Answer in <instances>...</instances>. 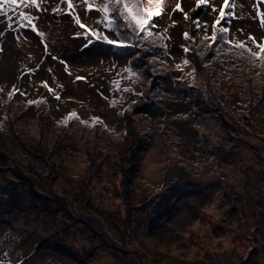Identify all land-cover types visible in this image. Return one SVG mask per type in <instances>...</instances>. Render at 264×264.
<instances>
[{"label":"rangeland","instance_id":"rangeland-1","mask_svg":"<svg viewBox=\"0 0 264 264\" xmlns=\"http://www.w3.org/2000/svg\"><path fill=\"white\" fill-rule=\"evenodd\" d=\"M101 1L91 0L97 6ZM222 1L209 0L210 6L206 10L197 9L193 13L192 9H196V0H179L181 7L190 16H199V22L202 26L201 29H195L192 26L187 29L182 14L171 12V7L177 0H166L165 15L162 19L158 18L159 23L153 29L154 32H159L167 28V36L170 37V39L161 40L168 45L167 49L162 45L157 46L158 49H154V53L159 55L163 62L166 61L167 67L169 65L172 67V71H169L161 78V88L165 100H167L164 103V109H168L169 116L182 114L185 121L181 123L176 121L180 144L173 142L168 147L167 145L162 146L159 153L161 163L151 164L155 165V168L144 167L150 170L149 174L144 169L142 170L140 183L143 186L149 187L150 184L161 183L164 179L179 183L178 186L174 185L168 194L165 195V199L173 201L168 213L165 214L166 216L156 215L154 217L152 215L148 219L149 227L145 228L144 231L147 236H141L135 240L136 243L141 244L142 241L147 246L144 249L141 248L142 260L145 257L157 256L153 260L154 263L206 264L198 260H192L189 263L183 261L182 257L185 258L184 255L194 259L198 257V252L182 253L181 248L177 249L171 242H174L180 236V232L186 233L192 227H195L192 229H196L198 232L201 231L200 228L212 231L216 228V223L218 222L224 224L220 227L219 233L222 236L229 234L231 231L228 225L230 219L232 216L237 218L239 216L244 226L239 228L237 236H227L228 240L226 239V242L218 241L213 244L212 242L216 238L207 237L208 246L206 248H211V244L215 245V248L211 250H215L218 253L217 258L221 264H232L239 258L244 257L246 264H264V208L261 212L257 207L260 198L264 201V136L259 132L255 133L254 129L257 127L252 126V119L245 117H249L248 115H237L236 112H230V115L235 114L237 119L240 118L241 123L244 120L248 121H245L242 126L233 124L230 129L226 128L228 125L224 122L222 128L215 131L216 135L209 133L201 136L202 133L207 131V128H201V124L206 126L203 122L204 118L209 123H213L215 120L207 113L206 107L199 115L196 114L195 110H189L187 97L185 98L183 90L193 89L190 86L194 85L193 81L197 82V80H199L200 87L206 90V79L203 80L202 76L198 78V75L196 77L190 63L182 65V70L177 68V65L181 64L182 60L185 59V52L182 46L187 41L184 38V32L191 33L196 41L201 40L205 35L204 25H207V33H211L214 18L216 15L218 16L217 11H213V8L219 9L223 4ZM235 2L237 4L235 9L237 18L231 22L229 38L247 40L251 34L257 40L264 39V29L259 26L258 18L256 20L252 19V17L256 16L257 10L253 8V5L257 3V0H235ZM73 3L75 11L81 16L83 23L102 32L106 31L103 25L98 22L100 14L96 12L95 8L89 12L86 11V5L82 4L81 0H73ZM57 6L61 8L67 7L66 4H61L60 0H47V3L42 5V8L47 9V11L29 10L39 17L35 23L38 29L45 33L42 38L28 28H20L15 15H13L12 28L7 27L5 17H0V48L3 49L0 52V88L3 89V91H0V116L2 112L1 96L11 91L13 85H15L22 92H26L28 96L45 95L49 101L48 105L53 116L58 117L66 111L76 110L82 116H98L103 120L102 122L112 125L115 130L120 131L124 127V122L109 98L112 95V79L118 78L120 69L126 65L130 55L127 56L125 53L120 52L119 49L102 42L94 41L93 44L86 46L88 37L83 35L84 30L78 28L68 14L57 15L51 11L53 7ZM259 10L264 12V0H260ZM169 14H171L170 17ZM173 21H176L175 25L172 24ZM189 22L191 21L189 20ZM78 32L81 35L77 36ZM112 38L115 37L113 36ZM247 42L250 46L254 45L250 40H247ZM45 44L48 46L47 50H45ZM224 47V45H221L219 52ZM151 55V52L146 53L142 50L138 52V57L141 56L144 60H149ZM221 56V52L219 56L213 53L210 61L207 60L209 64H213L217 68L219 80L222 78V69L228 68L226 67L227 63H236L237 68L240 67L241 77L244 74L243 68L248 67L251 63L250 58L247 59L235 53L234 57L237 59L225 58L226 56L221 58ZM222 59L227 62L222 64ZM243 59L244 62H242ZM32 68L36 69L34 73L29 72V69ZM192 75H195L194 79ZM236 75L239 76V74ZM77 77H83L84 79L77 80ZM179 77L182 81L179 80ZM166 80L170 83L166 84ZM44 81H47L51 87L60 93L61 99H55L47 91L43 86ZM260 84H264V80H260ZM216 90L221 91V88ZM17 96L21 99L23 98V95L19 94ZM230 99L232 101L230 104L238 108L239 113L240 111L245 113L246 110L244 111L240 106L236 105L240 103L243 105L239 97L238 101L234 97ZM205 100H207L206 103L211 104L206 94ZM260 102L261 100H259ZM211 107L216 108V105L211 104ZM247 107L248 105L244 106V108ZM209 112L215 114V117H223L218 110L214 111L209 108ZM255 113L259 117V121L264 123L262 108H255ZM33 123L37 122L33 121ZM216 123H219V121H216ZM100 125L103 126V124ZM101 129L99 127L93 130L101 132ZM119 137V135H116L117 141L123 142V134L120 139ZM12 139L14 143L19 145L15 137H12ZM208 139L215 140L213 142L215 145L207 142ZM129 145L131 144L129 143ZM72 155L78 159L76 150L72 152ZM191 157V162L186 163ZM107 158L108 156H106ZM167 158H169V161H167ZM88 160L91 159L88 158ZM37 166L40 168L30 171L29 178L31 183L28 186L35 187L39 179L43 180L42 174H44L46 182L43 183V187L49 190L47 193V197H49L52 193H56L53 186L58 184L55 181V175L59 170L58 168L47 170L46 164L40 157L38 158ZM187 173L193 175L196 181L193 182ZM115 181L121 185L120 179ZM195 183L196 187L188 192L183 191L185 190L183 187H192ZM183 192H186V194H183ZM24 194H28L25 188ZM113 194H116V191H113ZM29 200L31 201L30 206L37 201L36 199ZM101 202L100 189H91L90 203L101 205ZM70 203L72 204L71 200ZM157 203L158 205L162 204L163 199L155 200L152 206H156ZM8 205L13 206L8 207L9 209L7 207L0 208V261L6 251L14 252L15 260H22L21 264H27L23 263L24 261H29L30 264H69L81 258L82 252L70 257L62 250V255H60L61 250L56 248L41 249L34 241H29L22 246L20 242L24 236H19V234H22L19 230V225L22 224L23 227L34 228L42 223L43 226H40L39 229L43 231L45 230L43 217L37 215L36 212L32 214L24 212L17 214L18 208L24 210L27 206L23 202H9L5 206ZM49 205V210L46 209L45 212L53 211L52 205ZM108 206L114 207L111 203ZM226 209V215L223 216L222 212ZM109 210L111 211V208ZM75 212L84 220V222L79 221L76 223L77 226L81 227V235L88 234L85 227L92 224L101 232L96 239L97 243H109H107V246L101 247L98 254H107L108 252L114 254L117 253V246H124L129 251L125 254L119 253L117 259L126 263L131 258H138L133 253L135 247L132 241L135 236H125L123 239L118 233L119 220L114 218L119 213L116 212L109 215L104 211L106 215L103 213H93L91 215L89 213L87 216H83L80 211L75 210ZM229 212L230 216L225 221ZM21 214L23 215L20 216ZM162 218L164 220L160 228H157V223ZM75 233H79V230L77 232L71 231L69 235L72 236L71 242H73ZM158 233H160V236L157 235ZM249 236L252 238L249 239ZM81 237L84 239L87 236ZM88 243L90 245L94 242ZM154 247L156 248L153 249ZM38 251L40 252L35 254ZM29 256L31 257L28 258ZM104 259L109 261L110 258L109 256H104Z\"/></svg>","mask_w":264,"mask_h":264},{"label":"trees","instance_id":"trees-1","mask_svg":"<svg viewBox=\"0 0 264 264\" xmlns=\"http://www.w3.org/2000/svg\"><path fill=\"white\" fill-rule=\"evenodd\" d=\"M118 23H123V21H118ZM121 32L130 33V30L121 29ZM189 34L192 36L191 33ZM207 34L211 35V33ZM203 37L199 41L194 38V42L186 40L187 43L184 46L194 49V51L190 50L184 54V57L189 60L188 63L195 70L196 77L198 75V78L202 76L203 80L206 79V90L200 87L199 80L197 82L193 81L194 85L190 86L193 89L183 90L185 98L187 97L188 104H186L189 110H195L196 114L199 115L206 107L207 113L215 120V122L209 123L204 118L203 122L206 126L201 124V128H207V131L202 133L201 136L209 133L216 135L215 131L221 129L224 122L229 126L226 128L230 129L233 124L242 126L245 121H248L244 120L241 123L240 118L237 119L235 114L230 115V112H236L237 115H248L249 117H245L252 119V126L257 127L254 129L255 133L259 132L264 136V123L259 121L260 119L255 113V108L258 107L262 108L264 113V84H260V80H264V71H261L258 65L254 66L251 57L245 52L241 57L250 58L251 63L248 67L243 68L244 74L242 77L240 67L237 68L236 63L233 62V64L227 63L226 67L228 68L222 69V78L219 80L217 68L207 62V60L210 61L214 52L204 43H201ZM136 43L140 47L132 50H129L131 48L119 49L125 55H130V58L126 65L120 69L117 79L121 81V88H131L132 91L121 92L115 90L113 84L111 85L112 95L109 100L117 108L124 122V127L120 131L115 130L114 126L102 122L103 120L100 117L99 122L93 126L92 118L98 116H82L76 110L66 111L58 117L53 116L45 95H23L21 99L17 96L20 94L19 92L11 98L8 95L9 92H7L1 96L0 208L7 207L9 209L8 207L13 206H5L9 202H23L27 206L24 210L18 208L16 213L32 214L36 212L37 215L43 217V223L45 224V230L43 231L39 229L40 226H43L42 223L34 228L23 227L20 224L19 230L22 234H19V236H24L20 242L22 246L29 241H34L41 249L56 248L61 250L60 255H62V250L70 257L82 252L78 261L69 264H159L153 262L157 256L145 257L142 260L141 248L144 249L146 245L142 241L141 244L136 243L135 240L141 236H147L144 231L145 228L149 227L148 219L152 215L156 217V215L163 216L168 213L173 201L165 199V195L174 185L178 186L179 183L164 179L161 183L150 184L149 187H146L140 183V179L143 169L147 174L150 173V170L144 167L155 168V165L151 164L161 163L159 153L162 146L167 145L168 147L173 142L180 144L176 121L181 123L185 120L182 114L169 116L168 109H164V103L167 100H165L161 88V78L172 71V67L170 65L167 67L166 61L163 62L160 56L154 53V49H158L157 46L160 45L164 46V42L158 37H153L152 40L136 41ZM221 45L224 44H216L214 47L219 49ZM224 46V49L220 51L221 58L226 56L225 58L237 59L234 57L235 52L228 53L227 46ZM250 47L256 50L255 45ZM141 50L146 53L151 52L152 55L149 60H144L141 56L138 57V52ZM221 61L222 64L227 62L223 59ZM242 62H244V59ZM129 67L137 73L139 78H130V73L126 71ZM236 74H239V76ZM195 75H192L193 79ZM117 79H112V81ZM179 80L182 81L180 77ZM218 88H221V91H217ZM140 92L143 93L142 96L137 95ZM205 94L211 104L216 105V108H212L210 103H206ZM41 97L45 98V102L41 104L29 105L27 103L28 100H37ZM231 97H234L237 101L238 97L240 98L239 100L243 105L241 103L236 105L244 111L246 110L245 113L243 111L239 113L238 108L230 104L232 103ZM259 100H261L260 103ZM245 105H248V107L244 108ZM209 108L214 111L218 110L223 117H215V114L209 112ZM72 111L78 114L79 119H73L67 124L61 123L64 117ZM82 120L88 121V124L82 123ZM33 121L37 123H33ZM216 121H219V123H216ZM100 124H103V126ZM99 127L102 128L101 132L93 130ZM122 134L123 142L117 141L116 135L121 137ZM12 137H15L19 145L14 143ZM214 141L208 139L207 142L213 144ZM75 150L78 153V159L72 155ZM106 156H108L107 159ZM39 157L46 164L47 170L57 168L59 170L55 175V181L58 184L53 186L56 193H52L49 197H47L49 190L43 187V183L46 182L44 174H42L43 180L39 179L35 187L28 186L31 183L30 171L40 168L37 166ZM88 158L91 160H88ZM190 159L192 157L186 163H190ZM167 161H169V158H167ZM187 175L193 182L196 181L193 175L188 173ZM116 179H120L121 185L115 181ZM108 181L109 183H107ZM194 187H196V183L192 187H183L185 189L183 191L188 192ZM24 188L28 192L26 195L24 194ZM98 188L102 198L101 205L91 204L90 191ZM113 191H116V194H113ZM183 194H186V192H183ZM160 198L163 199V203L152 206L153 202ZM29 199H36L37 201L30 206L31 201ZM109 203L114 207L108 206ZM49 204L52 205L53 211L45 212L50 206ZM257 207L259 211H263L264 201L262 198L259 199ZM109 208H111V211ZM75 210L80 211L83 216H87L89 213L91 215L93 213L105 214L104 211L109 215L119 213L114 218L119 220L118 233L123 239L125 236H135L132 241L135 247L133 253L138 258H131L126 263L117 259L119 253L125 254L129 251L124 246H117V253L114 254L109 252L98 254L99 249L107 246L108 242L97 243L96 239L101 232L92 224L85 227L88 234L81 235V227L77 226L76 223L79 221L84 222V220L78 216ZM226 212L227 209L222 212L223 216L226 215ZM229 216L230 212L225 221ZM164 218L158 221L157 228H160ZM216 224V228L212 231L200 228L201 231L198 232L196 229H192L195 227H190L191 229L188 228L189 230L186 233L180 232V236L174 240L175 243L171 242L177 249L181 248L182 253L198 252V257L194 256L197 257L194 259L184 255L185 258L182 257L183 261L189 263L192 260H198L206 264H221L217 258L218 253L211 250L215 248V245L212 244L218 241L226 242L228 240L227 236H237V231L244 226V223L239 216L238 218L232 216L228 223L231 231L223 236L219 233V229L224 224L219 222ZM13 226L16 227L14 224ZM78 230L79 233L73 235L74 239L71 242L72 236H69L71 231L77 232ZM84 235L87 236L84 238L85 240L81 237ZM157 235L160 236V233ZM211 236L216 239L212 242L211 248H206L208 246L206 238ZM251 238L249 236V239ZM88 242L94 243L89 245ZM196 246L198 247L196 248ZM13 255L14 252L6 251L1 259L3 264H21L22 260H15ZM104 256H109V261H106ZM23 263L30 264L29 261ZM232 264H246L245 257L239 258Z\"/></svg>","mask_w":264,"mask_h":264},{"label":"snow or ice","instance_id":"snow-or-ice-1","mask_svg":"<svg viewBox=\"0 0 264 264\" xmlns=\"http://www.w3.org/2000/svg\"><path fill=\"white\" fill-rule=\"evenodd\" d=\"M45 3H47V0H0V17H5L7 27L12 28L13 15H15L18 19L20 28H28L32 32H35L38 37L42 38L45 33L40 31L35 23L39 17L29 10L35 9L37 11H47V9L42 8V5ZM60 3L66 4L67 7L61 8L57 6L53 7L51 11L57 15L68 14L71 17L72 22L77 25L78 28L84 30L83 35L88 37L86 46H89L96 41L110 45L116 49H127L138 48L140 45L136 43V41H149L152 40L153 37H158L161 40L170 39V37L167 36V28L159 32L153 31V29L157 27L159 19H162L165 15L167 8L166 0H102L98 6L91 2V0H81V3L86 5V11L90 12L95 8L96 12L100 14L98 22L101 23L106 30L103 32L82 22L81 16L75 11L73 0H60ZM259 4L260 0H257V3L253 5V8L257 11L256 16L252 17V19L256 20L258 18L259 26L264 29V12L259 10ZM209 6V0H196V9H192V12L195 13L197 9L206 10ZM236 8L237 4L235 0H231V2L230 0H223V5L219 7L218 10L213 8V11H218V16L214 18L210 36L207 34V25L203 26L205 35L201 43H204L217 56L220 55V52L218 48L214 47L216 44L226 45L228 53L235 52L238 56H242L246 52L249 57H251L254 66L258 65L261 71H264V39L257 41L256 37L250 34L247 40L252 41L255 45L256 50H253V48L248 45L247 40H234L229 38L231 22L233 19L237 18L235 12ZM171 12L181 13L182 18L185 21L190 20L195 29H201L202 26L199 22V16H190L189 13L181 7L179 0L172 5ZM170 16L171 14H169V17ZM118 21H123V23H118ZM175 23L176 21L172 22L173 25H175ZM121 29H128L130 30V33H122ZM79 35H81L80 32L77 33V36ZM183 35L185 40L194 42V36H190L189 32L186 31ZM113 36L115 38H112ZM44 47L45 50H47V44H45ZM164 48L167 49L168 45L164 44ZM182 48L185 53H188L190 50L194 51V49H190L187 46H182ZM2 51L3 49L0 48V52ZM188 62L189 60L185 58L182 60L181 64L177 65V68L182 70V65H186ZM35 71V68L29 69L30 73H34ZM126 71L130 73V78H139L137 73L133 72L130 67L127 68ZM194 71L195 70L193 69V73ZM80 79L84 78L77 77V80ZM112 84L115 90L121 92L132 91L131 88H121V81L119 79L113 80ZM43 86L55 97V99H61L60 93L51 87L47 81L43 82ZM0 91H3V89L0 88ZM18 92L21 95H27L26 92H22L15 85H13L8 95L11 98ZM137 95L142 96L143 93L140 92L137 93ZM43 102H45V98L43 97L37 100L27 101L29 105H38ZM113 103H115V101H113ZM73 119H79L78 114L75 111L68 113L61 123L67 124ZM99 119V117L92 118L93 126L99 122ZM81 122L88 124V121L82 120ZM0 264H3V262L0 261Z\"/></svg>","mask_w":264,"mask_h":264},{"label":"bare ground","instance_id":"bare-ground-1","mask_svg":"<svg viewBox=\"0 0 264 264\" xmlns=\"http://www.w3.org/2000/svg\"><path fill=\"white\" fill-rule=\"evenodd\" d=\"M191 26H192V25H191V22H189V21H185V27H186L187 29H189ZM192 27H193V26H192ZM165 83H166V84H169L170 82H169L168 80H166Z\"/></svg>","mask_w":264,"mask_h":264}]
</instances>
